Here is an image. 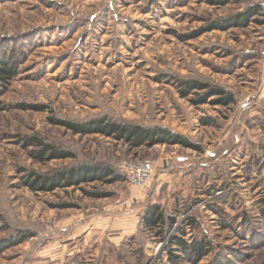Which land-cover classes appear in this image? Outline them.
<instances>
[{"label": "rangeland", "instance_id": "rangeland-1", "mask_svg": "<svg viewBox=\"0 0 264 264\" xmlns=\"http://www.w3.org/2000/svg\"><path fill=\"white\" fill-rule=\"evenodd\" d=\"M246 12L243 26L224 25ZM9 58L15 75L0 87V245L20 231L33 237L0 246V264H46L66 235L85 264H172L170 252L179 264H264V0H0V61ZM185 81L219 87L232 103L210 96L195 104L208 90L186 94ZM103 117L165 127L189 146L130 150L55 123ZM30 137L74 158L38 162L35 147L22 144ZM131 159L155 163L143 189L119 170ZM81 164L107 166L118 180L52 192L24 185ZM151 205L165 225L147 232L140 218ZM176 239L205 241L210 253L193 262Z\"/></svg>", "mask_w": 264, "mask_h": 264}, {"label": "trees", "instance_id": "trees-1", "mask_svg": "<svg viewBox=\"0 0 264 264\" xmlns=\"http://www.w3.org/2000/svg\"><path fill=\"white\" fill-rule=\"evenodd\" d=\"M214 5L224 4L226 0H210ZM256 12V9H255ZM250 14L242 13L235 17H232L224 25L231 27L243 26L249 20ZM221 23H216L218 28H224ZM11 59H2L0 61V87L7 84L15 75V70ZM183 88L186 94L193 89H207L208 92L195 104H201L210 96H217L216 104L225 106L232 103V97L230 94L225 93L219 87H210L208 84H202L194 81H185ZM183 94V93H182ZM56 124L63 126L73 134L85 135H100L105 138L114 140L118 143H122L130 150H138L141 148H151L156 145H180L183 147L189 146L188 141L180 134L169 130L165 127H152L147 128L137 124L112 121L108 118H95L82 123L67 122L59 120ZM25 148L35 147L31 151L30 156L38 162H46L52 160H61L67 158H74L73 153L69 151L61 150L60 148L50 143L42 142L40 139L30 137L24 139L23 143ZM126 181L124 175H122ZM118 180V177L114 175V171L102 165L96 164H81L79 166L63 168L56 170L47 175H32L25 181L24 185L30 188L32 191L52 192L56 189L67 187H80L83 184L99 183H113ZM91 198L100 199L106 197L104 192H85ZM69 205H58L56 208L63 209L68 208ZM264 215V209L262 210ZM140 222L145 231L150 232L154 229H160L165 225V217L163 211L158 205H151L147 207L141 215ZM31 233H23L20 231L13 235L10 239L5 240L1 246L2 248H8L20 244L27 239L32 238ZM171 243H175L186 254V257L191 258L193 262H198L210 253V245L205 241H194L191 244H186L180 239L172 240ZM0 249V250H1ZM62 264H85L86 259L81 256V252L71 256H66ZM169 261L172 264H179V257L173 253H169ZM51 263V261H50Z\"/></svg>", "mask_w": 264, "mask_h": 264}, {"label": "built area", "instance_id": "built-area-1", "mask_svg": "<svg viewBox=\"0 0 264 264\" xmlns=\"http://www.w3.org/2000/svg\"><path fill=\"white\" fill-rule=\"evenodd\" d=\"M118 167L127 183L138 189L147 186L155 171V163L151 159L123 160Z\"/></svg>", "mask_w": 264, "mask_h": 264}, {"label": "crops", "instance_id": "crops-1", "mask_svg": "<svg viewBox=\"0 0 264 264\" xmlns=\"http://www.w3.org/2000/svg\"><path fill=\"white\" fill-rule=\"evenodd\" d=\"M105 227V226H104ZM104 227H102V228H104ZM97 231H99V229H100V227L99 226H97ZM104 230V229H103ZM102 234V233H101ZM65 239H63L62 240V245L61 246H59V248L60 249H55L54 250V253H51L50 254V257L48 258V255H46L45 256V259H44V262L47 264V262H48V259H49V264H50V261L52 262V261H54V260H60V261H63L64 260V258L66 257V256H71L72 254H73V252H72V250H71V248L69 247L70 245L67 243V242H69L70 240H72V238L70 237V236H68V235H66L65 237H64ZM89 237H86V239H88ZM69 247L68 249H69V251L67 252V247ZM58 246L56 245V248H57ZM76 247V246H75ZM50 249V248H49ZM48 249V250H49ZM44 253H45V251H43ZM66 255V256H65ZM65 256V257H64ZM58 262V261H57ZM61 263V262H60ZM60 263H58V264H60ZM57 264V263H56Z\"/></svg>", "mask_w": 264, "mask_h": 264}]
</instances>
